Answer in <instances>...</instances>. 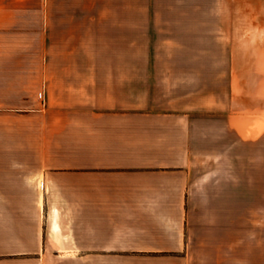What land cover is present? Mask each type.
Masks as SVG:
<instances>
[{
    "label": "rangeland",
    "instance_id": "obj_1",
    "mask_svg": "<svg viewBox=\"0 0 264 264\" xmlns=\"http://www.w3.org/2000/svg\"><path fill=\"white\" fill-rule=\"evenodd\" d=\"M27 1L37 7L92 6V13L85 14L92 19L91 46L86 45L91 49L92 67L108 71L109 76L123 73V78H106L107 88L99 90L107 94V103L120 106L113 112L126 114L107 115L101 133L70 125L52 137L42 116H50L52 94L36 84L39 78L34 72L59 68V60L52 61L50 54L52 30L45 31L43 60L35 51L37 46L32 45V30L8 33L27 44L21 46L24 50L20 56L13 55V62L3 66L9 76L0 77L8 84L0 86V107L6 102L17 107L0 110V198L17 200L15 205L0 204V264H209L208 249L197 253L196 219L207 216L204 229L210 231V205L204 204L210 200V193L196 190V176L203 170L216 173L235 165L237 179L244 186L245 167L260 161L264 138L242 137L227 125L225 112L213 107H222L227 100L231 65L243 70L254 59L259 69L264 0ZM44 15L51 28L55 26L56 22H51L55 15ZM24 16L28 22L35 14ZM19 48L12 47L13 51ZM73 60L70 68L83 64ZM133 112L136 114H129ZM99 140L125 154H139L140 164L146 167L185 164L192 168L186 207L193 226L187 251L89 255L86 260L82 254L59 255L48 247L44 253L24 251L36 244L35 225L39 224L40 231L43 224L46 230L52 219L47 206L26 204L43 193L41 176L36 181L31 175L50 166H84L85 146L99 145ZM41 151L48 155L43 158ZM130 160L131 154L125 157V162ZM9 171L10 182L3 179V173ZM241 197L243 189L236 190V198ZM260 209L253 206L252 212Z\"/></svg>",
    "mask_w": 264,
    "mask_h": 264
},
{
    "label": "crops",
    "instance_id": "obj_2",
    "mask_svg": "<svg viewBox=\"0 0 264 264\" xmlns=\"http://www.w3.org/2000/svg\"><path fill=\"white\" fill-rule=\"evenodd\" d=\"M45 13L55 15L51 22L57 24L52 28L47 18L45 20ZM91 13L92 6L80 3L37 7L29 6L27 0H0V74L4 72L0 77L9 76L5 69L2 70L3 66L13 62V55L20 56L24 50L21 46L27 44L18 38L12 39L8 33L19 31L22 34L32 30L35 38H32V45L37 46L35 51L43 60L45 31L52 30L50 54L52 61L59 60V68L33 70L35 78H39L36 84L52 94L48 107L50 116L40 113L52 137L70 125L87 126L90 132L101 133L107 115L126 114L113 112L120 106L107 103V94L99 90L107 88L106 78H123V73L109 76L106 70L93 69L91 49L86 48V45L91 46L92 19L85 14ZM29 14L35 16L27 22L24 15ZM260 42L259 69L255 68L257 61L254 59H251L253 64L243 70L231 65L227 100L222 107L213 105V109L224 111L227 125L238 130L242 137H261L262 140L264 37ZM13 46L20 48L13 51ZM71 58H74L73 62L83 64L70 68L74 65ZM0 84L8 85L6 80ZM13 109L17 107L7 102L0 107L3 111ZM41 140H45L44 136ZM7 154L9 156V151ZM129 154L131 160L125 162ZM46 155L41 151L43 158ZM259 157L258 165L245 167L244 186L237 179L235 165L222 167L221 171L217 169L216 173L203 170L196 176V190L210 193V200L204 203L210 205V231L204 229L207 216L196 219L199 221L196 223L197 253L208 249L209 264H264L263 149ZM83 159L82 167L60 169L50 166L31 175L30 178L36 181L41 176L43 193L36 199L27 200L26 204L47 206L52 219L46 230L43 224L40 231L39 224L35 225L36 244L24 251L44 253L48 247L59 255L82 254L85 260L89 255L187 251L188 235L193 226L191 212L186 207L192 190L191 167L185 164L175 168L165 164L146 167L140 164L139 154H125L102 142L93 147L85 146ZM10 174L11 171L3 173V179L10 182ZM20 175L28 177L30 174ZM241 189L243 198L237 199L236 190ZM16 201L0 198L2 205H15ZM253 206H260V211L253 213ZM200 209L204 210V207Z\"/></svg>",
    "mask_w": 264,
    "mask_h": 264
}]
</instances>
